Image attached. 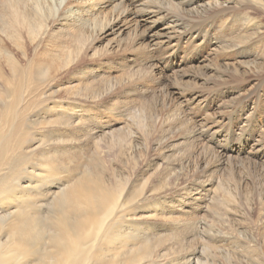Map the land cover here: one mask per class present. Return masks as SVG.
<instances>
[{
	"label": "rangeland",
	"instance_id": "1",
	"mask_svg": "<svg viewBox=\"0 0 264 264\" xmlns=\"http://www.w3.org/2000/svg\"><path fill=\"white\" fill-rule=\"evenodd\" d=\"M103 1L95 0L93 3L102 7L98 11L99 16L104 13H114V2L118 4L119 0L114 2L107 0L108 4H102ZM128 1L132 2V0L126 2ZM214 1L199 0L193 5L184 4L180 0H140L136 4L130 3L133 11H138L143 6L155 9L158 14L153 19L160 18L158 24L161 28H154L153 35L156 34V40L160 39L164 43L158 44V54L157 51L155 53L159 67L155 78L152 79L153 82L142 79L138 67L133 66V60L128 62L133 66L132 69H127L126 63L116 62L113 65L116 61L114 58L103 59L107 64L97 77L82 81L72 80L79 69L89 67L98 61L92 60L95 53L90 51L79 57L75 55L70 62L73 69L70 75L56 74L51 81H46L48 85L39 90H32L36 95H31L29 88L21 97L20 106L21 109L36 110L39 108L37 105L42 106L43 103L41 112H44L49 129H54L49 130L51 134H54L56 128L59 129L56 121L65 120L71 123V128L59 129L65 148L71 156L65 161L67 165L74 156L85 157L86 160L82 162H90V158L97 154L99 156L94 157V160L105 163L113 173L119 169L127 175L133 168L134 162L128 159L131 169L125 162L123 139L127 137L125 135L129 134L130 129L140 136L142 131L151 127L158 132L160 147L163 144L164 148L165 144L170 145L166 147L168 152L161 151L159 146L156 151L152 140L157 134L151 136L149 140L148 136L142 134L144 137L137 146L145 148L146 151L142 159L139 160L140 156L136 157V168L141 170V174L144 172L147 176L146 170L152 164L154 168L151 167V174L158 172L156 168L163 172L166 166L172 165L171 163L174 165L177 162L174 159L179 156L187 158L190 156L193 163L198 162L203 165L196 166L191 163L192 167L190 166L189 170L185 169L183 175L175 181L178 188L189 182L196 188L200 187L202 196L200 195L198 202L193 204L194 201L191 200L193 197L188 196L187 200L192 202V206L189 203L186 211L155 215L157 218L154 214L144 217V220H149V226L155 227L158 224V230L150 231L151 235L148 236L153 238L152 244L158 243L159 261L164 262L163 258L169 252H172V255L186 254L185 260L189 258L187 254L197 250L196 257L199 256L198 259H201L199 264H216V262L229 264L230 261L254 264L255 260L264 263V60H262L264 29L260 28L262 33L256 34L257 29L252 27L254 26L252 23H258L259 26L264 24V15L255 10L254 5H244V0H228L229 2L216 0V3ZM243 15L246 17L250 15L255 19L245 20L242 18ZM168 16H172L174 21L171 22ZM126 32L122 40H115V35L108 33L104 42L119 41L124 46L129 36V32ZM12 51L16 59L23 63L21 51L15 49ZM125 52V60H127L136 50ZM35 73L36 71L33 74ZM127 80H132V84L126 86ZM12 81H22L23 87L30 84L26 77ZM72 81L77 82V89L66 91ZM113 82H117L119 86L107 90V86ZM0 85H3V81H0ZM91 88L97 89L93 91ZM125 91L134 95L128 96ZM97 93L101 96L98 97ZM6 95L13 96L14 93ZM111 103L115 111H109ZM151 105L156 106L155 121H151L147 114ZM94 113L97 115V120L93 122L94 120L91 119L93 122L91 123L89 120ZM196 129L197 136L193 135L194 137H189V140L186 139ZM84 130H88L86 135L82 133ZM159 136H162L161 141ZM104 139L105 141H102ZM234 148L236 149L233 150ZM232 150L234 152L229 163L227 162L223 167L213 165L207 168L205 163L214 164L218 159V152L230 153ZM147 157L149 162L145 160ZM127 168L129 171L126 170ZM49 172L52 174L53 170ZM148 172L150 173V170ZM69 175V172L64 171L59 176L56 175V179L50 178V182H46L44 190H47L44 196L47 203L50 204L54 196L62 192L60 187L64 186V183L68 184ZM132 178L139 180V185H144L146 179H139L135 171ZM164 179L166 178L161 177L158 183ZM231 190L235 191L232 195L234 200L227 199ZM136 191V194H139V190ZM162 195L150 197L144 203L145 210H153L155 208L152 206L153 202ZM158 204H160L159 200ZM115 220V218L110 219L111 223ZM251 249H254L252 251L255 253ZM112 250L113 247L104 245L98 253L105 259L103 255H108ZM247 251H251V254ZM216 256L219 259L215 261ZM226 256L235 257L233 258L235 262L228 261Z\"/></svg>",
	"mask_w": 264,
	"mask_h": 264
},
{
	"label": "bare ground",
	"instance_id": "2",
	"mask_svg": "<svg viewBox=\"0 0 264 264\" xmlns=\"http://www.w3.org/2000/svg\"><path fill=\"white\" fill-rule=\"evenodd\" d=\"M94 1L0 0V81H3V85H0V264H199L201 259H198L199 256L196 257L197 250L187 254L189 258L185 260L186 254L181 256L174 253L172 255V252H169L163 258L164 262L159 261L158 243L152 244L153 238L148 236L151 235L150 231L158 230V224L155 227L149 226V220H144L145 215L160 216L186 211L189 203L190 205L192 203L189 202V199L187 200L188 196L193 197L191 199L194 201L193 204L199 201L200 187L196 188L190 182L181 188L175 185V181L183 175L184 170L192 165L193 161L189 158L190 156L188 158L175 156L174 160L177 162L174 165L171 163L172 165L166 166L163 172L156 168L158 171L156 174H151L152 164L146 170L147 176H145L144 172L141 174V170L136 168V157L140 156L139 160L142 159L146 150L139 148L137 144L144 137L142 134L148 136V140L157 134L152 140L155 144L153 148L157 151L158 146L160 147L158 132L150 126L151 128L145 129L139 136L135 134L136 131L130 129L129 134L125 135L127 137L123 139L125 145L123 155L129 168L128 159H132L134 165L132 164L133 168H130V171L129 168L126 170L133 175L135 171L139 175V179L146 178L142 186L138 184L139 180L132 178L133 175H125V172H120L119 169L117 174L113 173L105 163L94 160V157L99 156L97 154L90 158V162H82V160H86L85 157L74 156L67 165L65 161L71 156L65 148L59 129L71 128V123L65 120L56 121L59 129L56 128L54 134H51L49 130L54 129H49L43 115L44 112H41L44 107L43 103L42 106L37 105L39 108L36 110L21 109V97L29 88L31 89L30 94L36 95V92L32 90L42 89L49 84L46 81H51L56 74L70 75L73 73L70 62L73 61L75 55L79 57L90 51L95 53L92 60L98 61L89 67L79 69L72 80L82 81L97 77L100 70L107 64L103 60L106 58L116 59L113 65L116 62L127 65L129 61L133 60V66L138 67L137 70L144 81H152L155 78L159 67L155 53L157 51L156 54H158V44L164 43L160 39L156 40L155 33V36L153 35L154 28H161L158 24L160 18L153 19L158 14L157 10L143 6L138 7V11H133L130 3L136 4L140 0H132V2L119 0L118 4L113 0L115 12L99 16L98 11L102 7L97 3L93 4ZM180 1L193 5L199 0ZM102 4H108L107 0H104ZM251 4L255 6V10L264 15V0H244V5ZM180 5L182 4L180 3ZM210 6L212 8V5ZM187 12L189 13V11ZM242 18L245 20L248 18L251 21L255 19L250 15L247 17L243 15ZM168 19L171 22L174 21L172 16H168ZM252 24L251 26L257 29L256 34L262 33L260 28L264 29V24L260 26L258 23ZM126 31L129 32L126 45L122 46L119 41L104 42L108 33L114 34L115 40H122ZM13 49L21 51L23 63L16 59ZM126 50H136V52L131 53L129 59L125 60ZM262 60L264 59L262 58ZM133 66L128 64L127 69ZM52 68H54L53 71L48 73ZM111 69L113 70V68ZM35 71L36 73L33 74ZM23 77L29 80V86L23 87L22 81H12L21 80ZM131 78L133 79V77ZM132 82V80H127L126 84L122 83L128 86ZM116 85H118L117 82L110 83L107 90L113 89ZM69 86L66 91H75L78 85L77 82L72 81ZM96 89L91 88L93 91ZM81 91L79 90V92ZM7 93H14V95L8 96ZM125 94L134 95L128 91H125ZM97 96L100 97L101 94L97 93ZM103 96H105L104 93ZM150 107L147 113L148 117L151 121H155L157 118L156 106L151 105ZM109 109V111L115 109L113 103L110 104ZM91 117L89 122L93 123L97 120L96 113ZM91 119L94 121L92 122ZM97 130L95 131L97 132ZM87 131L84 130L82 133L86 135ZM196 132L197 129L186 139L189 140V137L193 135L197 136ZM117 134L118 137L120 134ZM161 139L162 136H159L160 141ZM182 139L184 138L182 137ZM163 145L160 147L161 151L168 152L166 147L170 144H165V148ZM233 150L230 153L218 152V159L214 164L213 162H202H206L207 168L213 165L223 167L227 162L229 163ZM149 157L145 160L148 161ZM76 163L78 164L76 165ZM193 164L203 166L198 162ZM42 166L43 168H41ZM50 170H53V175L50 174ZM64 171L70 174L68 184L64 183V186L60 187L62 192H58V195L54 196L49 204L45 201L44 196V192L47 190H44L46 182H50L52 178L56 179L55 176H59ZM161 177L166 179L158 183V179ZM25 183L27 184L25 185ZM136 190H139V194H136ZM234 192L233 190L229 191L227 199L234 200V196H232ZM236 194L241 195L239 192ZM159 195L162 196L155 198L156 200L152 204L155 208L145 210L144 203L150 197ZM158 200L160 204H158ZM232 212L230 211V213ZM111 218L116 220L111 223ZM180 237L182 238V235ZM182 241L185 243L184 240ZM104 245L113 247V250L108 253L109 257L106 258L108 255L105 252L106 256L103 255L105 259L98 253ZM251 251L247 252L251 254ZM243 255L245 256V254ZM226 257L228 261L235 258ZM217 259H219L217 256L214 257L215 261ZM216 264L218 263L216 262ZM231 264H240V262L236 261ZM254 264L264 263L255 260Z\"/></svg>",
	"mask_w": 264,
	"mask_h": 264
}]
</instances>
